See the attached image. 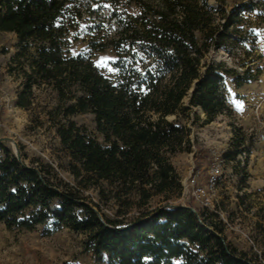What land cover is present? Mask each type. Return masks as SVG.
Listing matches in <instances>:
<instances>
[{
	"label": "trees",
	"instance_id": "obj_1",
	"mask_svg": "<svg viewBox=\"0 0 264 264\" xmlns=\"http://www.w3.org/2000/svg\"><path fill=\"white\" fill-rule=\"evenodd\" d=\"M229 1L0 0V34L18 39V105L35 112L36 92L52 95L46 115L76 182L0 142V223L68 228L108 264H264L228 242L208 206L174 204L183 187L172 160L198 143L181 120L194 108L206 123L230 115L227 79L253 80L247 64L241 73L210 58L248 53L251 18L264 22V0ZM108 50L115 78L94 63ZM80 113L94 116L93 131L72 120Z\"/></svg>",
	"mask_w": 264,
	"mask_h": 264
},
{
	"label": "rangeland",
	"instance_id": "obj_2",
	"mask_svg": "<svg viewBox=\"0 0 264 264\" xmlns=\"http://www.w3.org/2000/svg\"><path fill=\"white\" fill-rule=\"evenodd\" d=\"M260 10H264V4L259 6ZM256 16L257 13L251 18L256 45L248 53L218 50L210 55L241 73L245 70L243 64H247L252 68L249 76L253 80L238 87L232 77L227 79L230 115L206 123V114L194 108L189 118L181 120L198 143L193 153L179 154L172 163L183 187L182 197L174 204L202 208L205 198L209 199L210 212L219 214L228 242L264 262V22L256 20ZM83 49L80 44L75 50ZM17 52V36L1 33L0 142L14 153L26 156L27 163L36 160L51 165L63 180L74 185L69 171L71 157L45 111L46 106H54L52 95L37 91L35 112L18 105L22 73L19 69L11 71ZM93 56L95 65L106 76L116 77L114 52L108 50ZM237 103H242L243 108H238ZM94 119L92 114L82 113L72 118L89 131L95 128ZM213 178L215 184L211 188ZM197 187L205 189V198L194 194ZM87 195L95 197L93 192ZM50 230L43 226L32 232L9 230L0 223V264H108L86 250L82 235L68 228ZM182 263L183 260L175 261Z\"/></svg>",
	"mask_w": 264,
	"mask_h": 264
},
{
	"label": "built area",
	"instance_id": "obj_3",
	"mask_svg": "<svg viewBox=\"0 0 264 264\" xmlns=\"http://www.w3.org/2000/svg\"><path fill=\"white\" fill-rule=\"evenodd\" d=\"M215 184V182H214V178L211 180V184H210V187L212 188L213 187V185ZM194 194L196 195V196H198L199 198H205L206 197V191H205V189H203V188H200V187H197V188H194ZM206 200H205V205L206 206H208L209 205V199H207V198H205Z\"/></svg>",
	"mask_w": 264,
	"mask_h": 264
},
{
	"label": "snow or ice",
	"instance_id": "obj_4",
	"mask_svg": "<svg viewBox=\"0 0 264 264\" xmlns=\"http://www.w3.org/2000/svg\"><path fill=\"white\" fill-rule=\"evenodd\" d=\"M106 59H107V58H105V60H106ZM237 107L240 108V109H242V108H243L242 103H237Z\"/></svg>",
	"mask_w": 264,
	"mask_h": 264
},
{
	"label": "bare ground",
	"instance_id": "obj_5",
	"mask_svg": "<svg viewBox=\"0 0 264 264\" xmlns=\"http://www.w3.org/2000/svg\"><path fill=\"white\" fill-rule=\"evenodd\" d=\"M201 112L204 114L203 110L200 108Z\"/></svg>",
	"mask_w": 264,
	"mask_h": 264
},
{
	"label": "water",
	"instance_id": "obj_6",
	"mask_svg": "<svg viewBox=\"0 0 264 264\" xmlns=\"http://www.w3.org/2000/svg\"><path fill=\"white\" fill-rule=\"evenodd\" d=\"M189 94H191V91H190V93Z\"/></svg>",
	"mask_w": 264,
	"mask_h": 264
}]
</instances>
